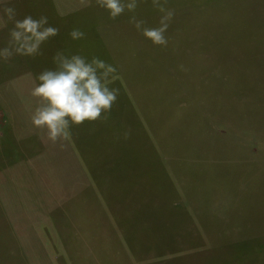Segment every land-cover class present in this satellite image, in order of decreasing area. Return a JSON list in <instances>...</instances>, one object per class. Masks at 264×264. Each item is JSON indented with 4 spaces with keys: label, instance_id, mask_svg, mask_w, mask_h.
<instances>
[{
    "label": "rangeland",
    "instance_id": "rangeland-1",
    "mask_svg": "<svg viewBox=\"0 0 264 264\" xmlns=\"http://www.w3.org/2000/svg\"><path fill=\"white\" fill-rule=\"evenodd\" d=\"M136 3L0 2L56 30L0 58V264H264V0ZM169 10L154 45L135 22ZM71 55L111 65L116 98L53 141L31 92Z\"/></svg>",
    "mask_w": 264,
    "mask_h": 264
},
{
    "label": "clouds",
    "instance_id": "clouds-1",
    "mask_svg": "<svg viewBox=\"0 0 264 264\" xmlns=\"http://www.w3.org/2000/svg\"><path fill=\"white\" fill-rule=\"evenodd\" d=\"M98 4L113 19L126 9L132 11L137 6L136 0H98ZM3 13L0 28L7 24H11V28L9 47L0 49V58L12 54L33 55L56 33L55 29L46 27V17L37 19L25 15L17 18L13 7L4 8ZM173 15L171 10L166 11L158 27L142 28V21H136L135 27L142 29L143 37L154 45H165V32ZM79 35L73 33L74 38ZM114 73L111 65L99 59L88 60L80 55L56 57L55 67L41 72L32 88V97L39 101L31 113L33 126L44 129L48 138L55 141L68 135L69 124L95 120L111 107L116 98V90L109 87L115 79Z\"/></svg>",
    "mask_w": 264,
    "mask_h": 264
}]
</instances>
